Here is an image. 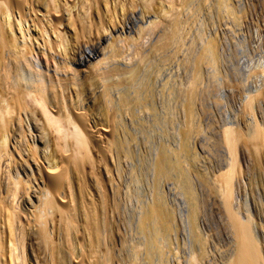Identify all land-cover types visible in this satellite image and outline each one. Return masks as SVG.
<instances>
[{"label": "bare ground", "instance_id": "6f19581e", "mask_svg": "<svg viewBox=\"0 0 264 264\" xmlns=\"http://www.w3.org/2000/svg\"><path fill=\"white\" fill-rule=\"evenodd\" d=\"M111 1L113 7H109ZM111 1L78 0L77 7L73 0L77 8L74 12L68 7L70 1L65 0H0V264H29L28 252L34 253L40 264L100 263L90 261L96 258L94 245L104 243L105 235L99 233L101 227L98 226L118 218L121 207L116 205L120 206L117 202L124 193L123 163L117 149L127 151L123 156L133 157L130 145L137 154L142 150L138 142L145 146L142 159L147 183L137 188L134 185L125 187L129 203L123 211L128 212L132 226L137 224L145 234L143 251L138 243H133L134 261L142 252L146 264H173L165 260L161 241H158L160 233H166L173 224L184 222L181 203L174 208L167 196V191H172L169 180L175 179L180 196L191 200L189 225L194 230L197 228L198 194L185 160L193 148L190 128L187 129L186 124L187 102L197 78L195 80L193 74L194 78L187 82L179 65V79L174 77L175 73L155 83L150 74L141 72L140 66L149 55L173 44L172 25L179 23L176 21L180 15L171 14L175 8L171 0L166 4H161V0H137L130 6L132 8L126 9L122 0ZM119 7L124 10L122 16ZM138 9L149 16H159L160 10L171 14L170 20L163 22L165 31L159 40L153 38L155 27L143 31V36L150 38L147 48L129 38L134 37L129 35L134 33V24L139 22ZM81 13L85 14L83 18ZM115 14L121 18L114 32L129 33L125 43L132 48L131 55L138 59L135 62L132 59L131 65L127 61L118 62L125 58L124 53L113 46L118 40L113 38L114 32L104 37ZM46 17L51 28L49 34L56 38L51 41L46 39L49 30L44 22ZM30 21L38 27L37 35H31L30 29H26ZM62 26L64 30L73 27L76 31L70 52L68 41H64L67 31H63ZM138 35H142L141 31ZM110 39L113 45H105L102 49ZM200 39L202 46L195 55L194 67L203 59L215 64L218 58L214 36L204 34ZM41 40L49 51V60L44 61L35 53L42 51ZM99 56L102 59L94 69L71 70V65L80 67ZM52 61L57 63L56 68H52ZM215 70L220 76V70ZM221 82L224 89L223 77ZM263 92L264 81L247 96L244 104L247 111L253 114L255 102L264 98ZM255 116L247 130L235 125L234 121L222 126L226 169H218L216 182L220 184L217 185L219 207L232 230L233 246L224 260H212L211 264H264V195L254 190L253 199L244 195L246 200L242 202L235 192V179L243 171H250L254 176L256 166L248 160L250 147H254L256 164L264 175V123ZM27 119L32 128L26 129ZM32 130L39 132L40 138L35 140L33 136L31 140L28 131ZM39 143L44 147L42 152ZM129 166L132 173L141 167L139 161ZM134 177L132 174L131 182ZM201 201L200 191V206ZM211 231L200 214V264L209 257L207 246L214 234ZM117 233L113 229L109 235L112 247L121 236ZM107 245H103L106 249L102 248L105 261L114 264L116 254L112 255V248ZM198 257L192 250L191 261L197 262Z\"/></svg>", "mask_w": 264, "mask_h": 264}, {"label": "rangeland", "instance_id": "374dc122", "mask_svg": "<svg viewBox=\"0 0 264 264\" xmlns=\"http://www.w3.org/2000/svg\"><path fill=\"white\" fill-rule=\"evenodd\" d=\"M65 1L67 2L70 1L68 6L70 10L72 9V11L74 12L77 11V8H74L75 4L74 5L72 4L73 0H65ZM77 1L78 0H74V3H77ZM136 1L137 0H132V1L122 0L123 3L121 4L123 5L125 4L126 5L125 9H126V7L129 8L132 5V3L134 5ZM161 1H162L161 4L163 3L166 4V2L169 3L170 0H165V1L161 0ZM171 1L174 2V6H175L174 8L175 10L173 9L171 11V14H174V16H176L175 13L176 14L178 13L177 15L178 16L180 15L178 17L179 20L177 19L176 21L179 23L177 24L174 23L176 25L174 24L172 25L171 35L173 34L172 37L174 36L172 40V42L173 41L174 42L170 46L163 48L161 51L154 52L151 55H149L148 58H145L140 65L142 68L141 67L140 68L142 69L141 70L142 73L145 72L147 74H150L153 77V81L155 80L154 81L155 83L165 81L169 77L174 76L175 73L177 76L175 75L174 77L179 79L177 74L178 73L177 66L179 65L183 69V74L187 82H190L191 78L192 77L194 78V75L196 76L195 80L197 78L196 86H194L195 88L193 89L194 92L190 94L191 98L188 99L189 103L187 102V104H189L187 107L188 109L186 108L187 109L186 124L188 125L187 129L190 128L189 139L193 144V148H192V152H190V155L188 154L189 156L185 160L187 161L186 166H188L189 170L192 173V177H193L192 183H194V187H196L197 190L199 210H198L197 228L194 230L192 229V226L189 225V219H188V212L190 211L189 203L191 200L189 199L186 200L184 199V197L180 196V190L176 185L175 179H172L171 181L169 180L170 182L168 181V183H170V188L172 191H167V196L170 200V203L172 202L174 203V204L172 203L173 204L172 206H174V208L181 203L182 208L184 210L183 213L184 222L182 223L178 222V224H173V227L169 229L171 232L168 230L166 231V233L165 232L160 233L161 238L159 237V239H162L163 237L164 239L162 240L158 239V241L163 242V243L160 242V245L163 247L165 253L164 258L166 261L168 260L173 261V264H200V214H201V220L204 222L205 225L208 226L209 229L213 231V232L211 231V234L214 233L212 235L213 238L211 237L212 239L210 238L209 240V245L207 244L208 245L207 248L210 253L209 257H206V259H204L206 261L203 260L204 262L202 261L203 263L201 262V264H211L212 260H215L214 262L217 261L221 262L222 260H224L225 259L224 257H226L227 253L229 252L228 250H231L233 246L232 245L233 235H231L232 230L228 226L227 221L224 219L220 209L221 206L219 205V199H218L219 187H217V185L219 186L220 184L219 183L217 184L216 182L217 180L216 176L219 174L217 172L218 169L221 167L223 169H226L225 167L226 149H225V145L223 144L222 126L229 121L231 122L234 121L233 123H235V125L239 124L241 128L247 130L250 127L249 125L250 120L253 119L254 115L257 116V117L255 116V118H257V120L261 124L264 123V98H262V100L255 102L253 114L252 112L247 111L244 105L245 101L247 100V96L253 93L257 86L258 88H260L261 84L264 81L263 79L264 75L262 74V69L264 68V0H223V1L182 0V2L181 0H179L180 3L178 0H171ZM219 1H221L222 3ZM178 3L180 6L177 5ZM109 4H110L109 7L111 5L113 7L114 3H112L111 1L109 2ZM76 6L78 7V3L76 4ZM177 6H179V8ZM241 7L243 9H241ZM163 9L167 10V8H163ZM178 9L181 10L180 13ZM104 10H106L107 12L106 8H104ZM164 10L163 11L160 10L159 16H156V14L149 16V15H143L144 14L142 12L143 10L138 9L139 12H136V14H138L137 17L139 22H136V24H134L133 27L134 33H132L131 35H129V33L128 34L121 33V31L119 33L114 32L115 25L120 26L118 19H120L121 17H118L116 14L113 15V19L107 26L108 31L104 32L106 33V35L104 34V37L105 36L109 37L108 34H110V32H114L113 38L115 40L117 39L118 40L115 43L116 45H113V42H111L112 40L110 39V41H107L106 43H104V45H102V49L106 48L108 45L109 46L113 45L114 47L116 46L115 48L120 49L124 53V58H125L122 60L120 59L118 62L124 64L127 61V64L131 65L132 63L130 62L133 61L135 62L138 59L136 58V56L135 57L132 56L133 55L132 48L127 46L125 43V39L128 37L127 35L134 36V37H129L133 39V40L131 39V41L137 44L140 43L141 45H143L144 48H147L150 42V38L148 37L146 38V36L144 37L143 31H147L148 28L150 29V27H155V36L153 38L154 40H159L160 36L163 35L165 31L163 22L169 21L171 15L170 13L166 15ZM123 11L124 10H122V7L118 8V12L119 14L121 13L120 14L121 16L124 13ZM242 11L244 12L246 11V12L243 13ZM82 13H81V18H83V16L85 15ZM64 15L67 16L68 13L66 12ZM41 16L43 17V12ZM44 22L47 24V27L49 28L47 34L48 36L46 35V39L48 41H51L52 39H56L55 35L49 34L51 28L49 24V19L47 17L44 18ZM26 25H27L26 29L28 30L30 29L29 32L31 35H35V34L37 35L38 27L33 26L32 21H30L29 23L27 22ZM62 27L61 29L63 31H67L65 32L66 35L64 41L65 40L68 41L69 44L68 52H70L72 49L70 47L71 42L74 39V34L76 33V31L73 27L68 28V30H64L65 28ZM139 31H141L142 34L140 37L138 35ZM204 34L207 36H211V35L212 37L214 36L215 38L214 51L215 53L217 52L216 57L218 58L217 59L218 61H216V63L214 64L212 61H211L212 63L209 61L210 59L209 60L203 59L200 60V62H197V66L195 65L194 67L193 61L195 55L202 46L201 43L202 41H200L201 40L200 38H202V35L204 36ZM39 43L38 44L41 45L42 51L39 50L37 52L36 50L35 51L36 55L39 57L41 55L40 58L44 61L49 60L48 59L49 51L46 50L47 48L46 46H44L45 45L44 42L41 40ZM38 44L36 46H39ZM101 59L102 56H99L98 58L91 60L90 61L91 63L86 62L80 67L71 65V70L72 71H76V70L86 71L88 69L92 70V67L94 69L95 64H97V62H99ZM132 59L133 61H131ZM51 65L53 66L52 68L57 67V63H54L53 61L51 62ZM214 68L220 70L218 71L220 72V76L217 74L216 72L217 70H215ZM170 69L172 71H170ZM216 76L218 77V79L220 78V81L217 79ZM221 77H223L225 81L223 84L225 86L224 87L225 90L223 89V86L220 85L222 83ZM193 96L194 98H192ZM262 97H264V92ZM190 99H192V101ZM246 111L248 113H246ZM228 117H230V119ZM247 122H249L248 126H247ZM26 124H27L26 129H28L27 127L32 128L31 123L28 119L26 120ZM44 133L45 132H43V134ZM28 136L31 140L33 136L35 140H37L36 138H40L39 136H41V134L39 132L35 133L32 130V131H28ZM138 144H139L138 146L142 150L137 154L134 153L135 148L133 150L132 144L130 145L133 151L134 158L132 156L128 157V155H127L128 158L126 156H123L126 155L127 151L121 148L119 150L117 149V153L119 152L118 155L123 157V159H121L120 157V160L121 163H123L122 191L124 193L120 194L119 199L121 200L117 202L120 203V206H118L119 204L116 205V207L119 208L121 207L120 214L117 216L118 218H115V220L112 221H107L109 223L107 224L105 223L104 225H102L103 222H101L100 225L98 226V228L101 227V229H99L100 231L99 233H104L105 235L104 243H101V245L99 246L95 244L94 246L96 248H94L93 246L94 248L93 255L96 254L95 255L96 258L90 259V261L91 260L94 261L98 260L97 262L100 261V263L98 264L101 263L103 264L104 262L105 264H109L108 262L105 261L104 250L106 248L103 246L104 244L107 243L109 245V248L110 247L112 248L111 250L112 255L115 256L116 254V259L118 258V260H116L115 257L113 256L112 260L114 259L116 260V261L114 260L115 262L114 264H116V262L117 264H146L143 256L144 253L141 252L143 255L140 253L139 259L134 261V252H133V246L134 244L136 245L137 243L139 244L137 245L140 246L139 249L143 251L144 247L141 245L142 243L143 244L145 243V234H143L142 230L138 229L137 224L132 226L133 222L130 219L128 212H123L127 208V205L125 204L129 203L128 202L129 197L125 195V187L127 185L130 186L134 185V187L137 188V186L142 187L144 186V184L146 185L147 183L146 180L147 178L144 177L145 164H143V159H142L143 158L142 155H145V150H144L145 146L142 145V142L140 143L138 142ZM41 145L42 144L39 143V150L41 149L40 151L42 152L44 150V147L43 145L42 146ZM247 151L249 152L248 153L249 163L251 162V164L256 166L255 168L257 170L255 169L254 171V176L256 178L254 176L252 177V172L250 173V171L248 172L243 171V173L237 177L238 179H235L236 181L235 192L236 195L239 194V197H241L242 202L243 199L246 200L245 196L247 198L249 197L253 199L257 191H259L262 196L264 195L263 194L264 175L260 170L261 169L260 166L256 164V158H257L256 151L254 147H250L249 149H247ZM45 152L47 151L45 150ZM123 160L126 162H124ZM134 161L136 162L139 161V164L141 166L140 170L144 168L143 169L144 171L142 170L141 172L140 170H138L132 173V170L130 169L131 166L129 165L131 164V162L134 163ZM132 174L135 175L133 179L134 182L133 181L131 182ZM136 181H137V185H135ZM256 187L258 190L256 189ZM236 190H239V192ZM254 190H256V192H253ZM200 191L202 194L201 206H200ZM250 194L252 195L250 196ZM123 205L125 206V208ZM113 229L115 230V232L117 231L121 233V236L119 233H117L120 236L119 237L120 239L118 238L115 244L116 246L115 245L113 246L115 249L112 247L111 244H109L111 243V239L109 238L110 237L109 235L111 234V230ZM194 237H196V240L198 239V241H196ZM97 246L100 247V249H98ZM103 247L105 248L104 250L102 249ZM141 247L143 248L141 249ZM97 249L99 252L97 251ZM192 250L195 251L199 256L197 258L199 259L197 260V262L196 260L191 261L190 257ZM33 254L34 253L32 252H30V254L28 252L29 264H40L38 263L39 260L37 261L35 254L34 255ZM98 255L100 257L104 255V257H101L100 259Z\"/></svg>", "mask_w": 264, "mask_h": 264}]
</instances>
